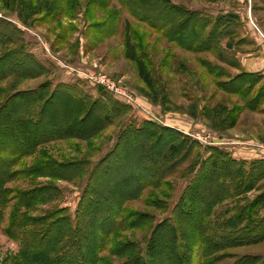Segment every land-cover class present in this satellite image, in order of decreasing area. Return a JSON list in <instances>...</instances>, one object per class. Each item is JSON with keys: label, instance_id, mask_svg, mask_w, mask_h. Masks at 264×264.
I'll return each mask as SVG.
<instances>
[{"label": "rangeland", "instance_id": "1", "mask_svg": "<svg viewBox=\"0 0 264 264\" xmlns=\"http://www.w3.org/2000/svg\"><path fill=\"white\" fill-rule=\"evenodd\" d=\"M42 1L49 9L33 14L32 7ZM126 1L0 0V111L10 100L22 109L23 93L37 91L13 114L22 122L0 128V141L18 144L14 153L0 144V264H22L23 242L13 235L20 213L47 218L46 223L69 215L88 233L89 253L98 256V264H125L138 252L146 255L155 227L173 223L180 203L185 214L179 224L192 245L187 264H249V257L264 264V0H159L160 7L172 3L212 18L237 15L222 25L228 34L213 45L214 52L180 40L186 32L175 34V29H184L183 24L161 28L154 22L157 13L144 18L147 10ZM133 52L147 65L150 83ZM26 55L41 68L21 59ZM246 73L252 75L249 85L235 92L232 78ZM71 91L90 102L79 116L69 113L77 104ZM44 93L45 99L55 97L39 127L49 135L32 154H22L35 139L26 120ZM232 109L239 116L228 127ZM174 137L179 153H169L165 162L162 155ZM218 157L245 161L247 168L255 161L259 170L238 188L229 182L232 194L217 200L203 221L216 228L256 221L248 236L233 237L205 255L197 245L204 233L200 212L207 208L203 200L213 197L204 161ZM42 161L51 162L44 172L28 170ZM75 163L80 165L71 168ZM148 167L153 172H146ZM93 186L102 198L92 193ZM46 187H57L51 198L32 208L23 205L22 194ZM195 189L202 190L197 197ZM248 204L239 220V208ZM59 208L66 212L50 214ZM166 229L161 226L158 238L171 239ZM208 233L215 236L217 229Z\"/></svg>", "mask_w": 264, "mask_h": 264}, {"label": "trees", "instance_id": "2", "mask_svg": "<svg viewBox=\"0 0 264 264\" xmlns=\"http://www.w3.org/2000/svg\"><path fill=\"white\" fill-rule=\"evenodd\" d=\"M126 3L128 7L133 6L137 7L138 9L144 8L145 11L147 10L146 12H144V18H150V12L157 13L158 17L155 19L154 22L156 24H159L161 28L167 29L170 26H176V24H183L184 26L182 28L184 29L176 28L175 34H179V32H186L182 36L184 38L179 39L182 41H186L188 46L196 50H206L208 48L212 50L213 45H216V43L218 44V41L221 38L227 36L228 34L227 31L222 28L224 22H229L237 18V15L233 13L219 15L216 18H212L211 16H208L202 12L188 11L181 6L172 3H166L167 5L165 7H160L159 0H127ZM49 6L50 5H48L46 1H42L40 4L36 5L35 7H32L34 10L33 14H38L39 12H41V8L43 7L49 9ZM170 30L173 31L174 28L172 27ZM171 36H173V34ZM127 43L132 47L129 41ZM133 48L134 46L132 47V49ZM11 53H13V51H11ZM131 56L133 59L138 61L139 72L141 73L142 77L145 79V81L150 83L151 78L147 65L144 63V61L139 60L137 58L136 52H133V55ZM15 58H17V56H15ZM19 58L20 57H18L17 60H19ZM22 58L26 60V62H32L37 68H41L39 62L33 56L26 55L23 57L21 56V59ZM23 65L24 64H22V66ZM13 72H15V69H13ZM251 76L252 75L250 73L238 74L234 76L232 78L231 85L235 87V92L241 91L244 85H249L248 79ZM35 93H37V91L23 93V97H21L23 98V100H25L23 104L24 107H27V105H29V102L33 101L32 96H34ZM44 94L45 96L42 95L40 97V101H43L42 104L40 103V105H38L39 103H36L34 107L35 110L33 111L32 115L28 118V120H26L27 126L29 125L30 128H32L34 131L32 132V136L30 138L35 137V139L33 141H30L31 143H29V148L23 147V152H21L22 154H32L36 146L40 144L41 141H43V139L49 135V133H47L46 131H40L39 127L41 126L42 121L44 122V113L47 105L51 104V102H54L55 97H49L47 94L48 98L45 99L46 93ZM69 95L72 98V101L77 103L75 106L76 108L73 107L69 113H78L79 116V113H82L83 110L85 111L86 105H89L90 102H88V98L86 95H78V97H76L72 93V91L71 93H69ZM10 102H7L4 108L0 111V128L2 124L3 126L4 124L7 125L8 122H13V120L16 123L22 122L19 117H15L13 116V114L17 110L23 111L24 107L20 109L18 106L16 107V104H10ZM11 106L14 109H12ZM88 111L89 113H91L92 107L88 108ZM104 115L105 117H110L107 112ZM238 116L239 111L237 109H232L230 112H228L227 117L230 118V124L228 125V127H233L236 124ZM102 117L104 118L103 115ZM77 125L78 124H76L75 126ZM8 131L10 132L11 130ZM18 134L21 136L20 133ZM21 137L25 138L26 136L23 135ZM173 141H175V137L168 141L169 144L165 152L166 154L164 153L162 155V158H164L163 160L165 162L171 160L169 159V153H179V145L173 143ZM0 144H3V146L6 145L7 147H13V153L16 147L18 146L17 143H15L14 145L3 139H1ZM160 153L161 152H159V154ZM7 154L11 153L8 152ZM50 163V161H42L38 165H35V167L33 168L29 167L28 170L31 169L39 171L44 169V167L48 166ZM204 163H206L208 166L209 175L207 176V179L209 187H211L212 190L209 191V194H211L213 198H207L203 200L205 203L204 205L207 208L202 209V211L200 212L201 221L199 223V227H201L204 233H202L201 239L199 241L197 240V245L201 246L200 250H203V254L212 255L217 247L223 248L227 246V244H229L231 240L236 237H246L255 228V226L253 225V221H256L255 219H250V222H248V224L244 225L243 227L239 224V222L232 227H224L223 225L221 227L220 225H218L217 228L211 223L210 220L207 222L203 220H205L208 213L212 211L213 205L217 200H220L225 196L229 197L232 194L229 191V182L235 181L236 187L238 188V185L240 186V184H243L244 182L246 184L248 180H254L257 176L259 168L256 167L255 161L253 162V166H251V168H247L245 167V161H239L231 158L225 159V157L223 159L221 157H218L217 159H207L204 161ZM52 164L58 167L62 166L59 165L56 161L52 162ZM79 165L80 163L72 164L71 168L75 169ZM145 170L146 172H153L151 167L145 168ZM42 172L44 171L42 170ZM148 179L151 178L149 177ZM248 186L250 187L251 184L247 185V187ZM56 188L57 187H49V189H47L46 187L39 192L37 191L35 193L32 192L29 194H22L20 196L21 202L25 207L32 208V206H35L36 204L51 198L52 194L54 193L53 191L56 190ZM91 190L92 193L101 197V194L97 192L98 190L96 189V186L91 187ZM198 190L202 191L201 189H195L194 193L196 194V197L198 196ZM259 204L260 203L256 204L255 207L259 206ZM179 205L180 206H177V214L173 216V223H170L169 220V222L165 225L158 224L155 227L154 231L152 232V237L148 245L146 255H143L138 252L136 256L127 260L125 264H161L162 259H165V264H187L186 257L192 249V245L184 241V233L181 228V225L179 224V219L183 218L185 211L180 210L182 203H180ZM247 206L250 207L252 205L248 204L239 208V213L237 214L239 220L243 219V217L247 215L246 213H244V210H246L245 208ZM119 210L120 209H118L116 213ZM61 212H66V208L55 209L51 211L50 214L52 216H57ZM103 217L106 219L105 216ZM248 218L249 216L247 217V219ZM46 219L47 218L33 217L28 213H20V215L18 216V220H13V235L18 234V237H21V240L23 242V248H21V255L24 257L22 264H98V256H92L89 253V241L88 239H86L87 237H85V234L88 233H84L79 230V225H81L79 221H77L76 225H74L69 215H59L58 217H55L47 223L44 222ZM91 224L89 225L91 226ZM99 224L102 225V223ZM28 225H40L41 228L32 231L30 229H26L25 226ZM161 226H163V228H167L166 233H169V237L171 238L170 240L158 238L157 235ZM219 227L221 231H218ZM216 229L217 233L215 236L209 235V233L206 234V232H210L211 230L213 231ZM103 235H105L104 232ZM154 254L156 255V257L151 258V256H153ZM245 261H249V264L257 263L256 259L252 257L246 258Z\"/></svg>", "mask_w": 264, "mask_h": 264}, {"label": "built area", "instance_id": "3", "mask_svg": "<svg viewBox=\"0 0 264 264\" xmlns=\"http://www.w3.org/2000/svg\"><path fill=\"white\" fill-rule=\"evenodd\" d=\"M102 84V83H101ZM107 87H109L110 89L114 90L115 92H117L118 94H121L120 93V90H118L115 86H111V85H106Z\"/></svg>", "mask_w": 264, "mask_h": 264}]
</instances>
